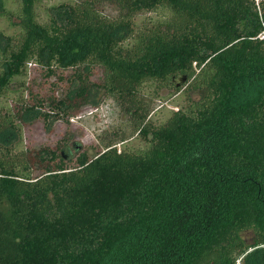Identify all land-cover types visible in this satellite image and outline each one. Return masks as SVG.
<instances>
[{"label": "trees", "instance_id": "16d2710c", "mask_svg": "<svg viewBox=\"0 0 264 264\" xmlns=\"http://www.w3.org/2000/svg\"><path fill=\"white\" fill-rule=\"evenodd\" d=\"M101 1L41 22L39 0H0L19 27L0 30V97L28 66L56 78L0 112V264H264V1L109 0L113 17ZM184 73L185 103L154 124L142 86ZM100 90L144 145L16 151L17 122L69 119Z\"/></svg>", "mask_w": 264, "mask_h": 264}, {"label": "rangeland", "instance_id": "374dc122", "mask_svg": "<svg viewBox=\"0 0 264 264\" xmlns=\"http://www.w3.org/2000/svg\"><path fill=\"white\" fill-rule=\"evenodd\" d=\"M76 1L80 0H39L35 7L36 17L41 22H48L51 13H53V6L63 2L73 4ZM254 1L257 9L261 11V0ZM6 6L11 10H17L20 8V0H7ZM96 7L97 11L103 15L110 17L119 15L117 6L112 1L102 0ZM17 20V16H14L12 21ZM0 30H3L6 34H12L17 33L19 27L12 26L10 20L0 17ZM262 33L264 31L260 34ZM23 76H19L13 82L11 88L0 97L1 113L12 111L13 105L19 102L20 97L22 99L29 98L31 90L33 92L43 90L49 94L53 91V88L51 89L52 91L50 90L49 82L56 80V78L51 77L48 81H42V75L38 73L33 65L28 66ZM19 82H23L26 88L21 86ZM156 86V83H145L141 88V94L145 96V99L151 100L150 107L152 110L149 117L154 124L158 125L169 117L172 110H176L185 103L184 91L186 85L179 86L181 87L180 91H176V88L179 87L173 84L172 87L164 86L160 90V97H154ZM43 107L48 108V104H44ZM51 116L47 121L40 117L31 121L17 122V141L14 142L16 151H19L21 155H31L32 151L42 146H48L49 148L60 146V150H67V147L64 146H70L73 142H78L81 146L79 152L86 150L90 156H93L109 140L115 141L119 149H135L144 145L138 132L134 130L130 115L122 110L120 104L113 96H107L101 90L94 92L91 103L86 105L78 115L69 119ZM74 152V150L71 151V153ZM72 155L76 156L77 153L75 152ZM66 159H68L67 161L70 165L75 162V159L72 161L69 158ZM0 200L6 206L5 201L1 198Z\"/></svg>", "mask_w": 264, "mask_h": 264}, {"label": "water", "instance_id": "95a60500", "mask_svg": "<svg viewBox=\"0 0 264 264\" xmlns=\"http://www.w3.org/2000/svg\"><path fill=\"white\" fill-rule=\"evenodd\" d=\"M187 80H188V75L184 73V74H179L177 76L172 77L170 82L174 86L179 87L183 85L184 83H186Z\"/></svg>", "mask_w": 264, "mask_h": 264}, {"label": "flooded vegetation", "instance_id": "af4514ba", "mask_svg": "<svg viewBox=\"0 0 264 264\" xmlns=\"http://www.w3.org/2000/svg\"><path fill=\"white\" fill-rule=\"evenodd\" d=\"M72 144H73V143H72ZM63 151H64V150H63ZM63 151H62V152H63Z\"/></svg>", "mask_w": 264, "mask_h": 264}]
</instances>
